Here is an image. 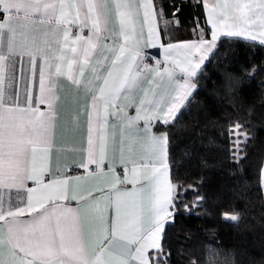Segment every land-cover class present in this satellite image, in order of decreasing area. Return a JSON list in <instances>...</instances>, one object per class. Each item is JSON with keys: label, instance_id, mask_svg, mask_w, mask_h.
I'll list each match as a JSON object with an SVG mask.
<instances>
[{"label": "snow or ice", "instance_id": "snow-or-ice-1", "mask_svg": "<svg viewBox=\"0 0 264 264\" xmlns=\"http://www.w3.org/2000/svg\"><path fill=\"white\" fill-rule=\"evenodd\" d=\"M205 3L210 38L160 45L169 64L161 70L159 62L156 67L138 62L142 45L159 43L161 12L153 0H0V264H172L166 228L174 226L180 196L170 179L168 126L189 102L194 78L210 54L217 53L221 36L264 45V0ZM171 23L178 19L165 20ZM173 49L183 58L178 52L169 59ZM177 69L184 77L179 81L174 79ZM62 80L90 98L70 115L62 113ZM141 85L146 87L135 101V115L128 116L125 109ZM117 112L125 113L118 117L120 162L131 173L123 179L114 166L107 172L104 167L110 136H115L109 117ZM83 114L87 146L79 150L86 155L75 167L90 178L110 175L111 190L100 188L101 194L91 198L72 195L77 205L70 207L62 201L69 198L71 183L79 184L84 177L72 172L46 182L45 176L54 152L76 150L58 146V136L79 133ZM228 136L239 155L241 143L249 141L246 130L235 123ZM136 144L140 153L133 156ZM27 181L34 187H27ZM125 183L134 187H117ZM26 215L31 218L23 219ZM222 215L239 219L236 210Z\"/></svg>", "mask_w": 264, "mask_h": 264}, {"label": "trees", "instance_id": "trees-1", "mask_svg": "<svg viewBox=\"0 0 264 264\" xmlns=\"http://www.w3.org/2000/svg\"><path fill=\"white\" fill-rule=\"evenodd\" d=\"M195 81L168 126L180 196L174 226L166 228L172 264H264V45L221 37ZM235 123L249 137L239 155L228 136ZM233 210L237 221L222 215Z\"/></svg>", "mask_w": 264, "mask_h": 264}, {"label": "crops", "instance_id": "crops-1", "mask_svg": "<svg viewBox=\"0 0 264 264\" xmlns=\"http://www.w3.org/2000/svg\"><path fill=\"white\" fill-rule=\"evenodd\" d=\"M153 3L156 5L157 10L161 12L160 16L157 17V32H156L159 43L155 47L151 45H142L143 55L141 58H139L138 62L142 61V64H147L149 67H156L157 62H159L158 66L161 70H163L164 68L169 67L168 62L165 59L166 54L164 52V47H166L170 43L179 45L185 42H199L201 38L209 39L213 30L211 28V23L208 21V9L205 0H153ZM174 17L178 19V23H171L168 25L165 24V20H173ZM113 23L114 20L110 21L109 27H112ZM76 33H77V29L73 27V34L75 35ZM84 35H88L87 29L85 30ZM146 39H147V27H145V41ZM107 43H111V40L107 41ZM256 43L259 42L256 41ZM160 45H163L164 47H161ZM178 52H180L179 49L170 50V53L168 54L169 59L176 58ZM211 55L212 54H210V56ZM98 56H99V52L96 53V57ZM180 58H183L182 52H180ZM110 59L111 56L109 54V60L104 62L103 67L106 68L108 66ZM208 59L198 70V73L204 67ZM105 74L106 73L101 71V75H105ZM90 78H91V73H86V79H90ZM183 78L184 77L177 69L174 79L179 81ZM195 79L196 77L194 78V81ZM166 86H167V80L164 81L161 87L164 88ZM143 87H146V85H141L140 88L134 90L132 97L133 102L129 103L128 107L125 109V112L127 113L128 116L135 115V107H136L135 101H137L141 97L142 95L141 89ZM194 91L192 92V95ZM60 95H61L62 113L65 115H70L71 112L74 110V108L77 106V104L82 105L85 102H90V98L88 96H86L83 92L77 93L72 88L70 82L64 80L61 81ZM191 97H189V99ZM22 99H23V94H21V100ZM119 103L124 104L126 102L122 100ZM40 107L42 111L46 110L45 105H41ZM179 112L177 113V115L179 114ZM124 114H125L124 112H117V115H113L109 117V130L110 133L114 131L115 136L114 137L110 136L108 151L104 166L105 172L108 171L109 167L114 166L116 174L120 176L122 179L124 174H127L129 176L131 175L130 172L126 173L124 166L120 162L121 128L119 126L118 117H123ZM153 123L156 124V126L159 125V123L155 121ZM113 124L116 125L115 128L112 127ZM143 125H144L143 121H140L138 123V126L140 128H143ZM79 128H80L79 133L75 135L65 133L63 137L58 136V146L74 148L76 150L54 152L51 159L50 172L45 176L46 182L53 175L64 174L65 176H68L71 175L72 172H76L77 174L84 177V180L81 181L79 184L75 182L71 183V186L68 189L69 198L67 200L62 201V203L70 207H76L77 205V200L71 199L72 195H76L77 199H79L81 195L91 198L92 196H99L101 194L99 190L100 188H103L105 192L111 190L110 175L90 178L87 177L84 169L75 167L76 161L80 160L82 156L86 155V153H82L79 150L81 146H83L84 148H86L87 146L86 145V140H87L86 114H83L81 116V123L79 125ZM139 153H140V147L138 144H136L132 148L131 155L138 156ZM127 154L129 153L126 150V155ZM91 167L93 169L95 168L94 165ZM69 169H71V171ZM73 169H77V171H72ZM170 179H171V171H170ZM141 183H144V181H141ZM261 184L264 189V162L261 169ZM26 185L27 187H34L32 181H27ZM117 187L124 188L126 190H131L134 186L132 184L125 183L123 185H117ZM135 187L138 188L139 184H136ZM11 195L13 197L12 205L15 207L17 206V200L15 199L17 193L15 189L11 191ZM20 196L24 197L25 193L21 191ZM19 206H24V205L23 203H21ZM30 218L31 217L27 215L23 217V219L25 220ZM2 223L3 222H0V224Z\"/></svg>", "mask_w": 264, "mask_h": 264}, {"label": "built area", "instance_id": "built-area-1", "mask_svg": "<svg viewBox=\"0 0 264 264\" xmlns=\"http://www.w3.org/2000/svg\"><path fill=\"white\" fill-rule=\"evenodd\" d=\"M72 171H77V169H73Z\"/></svg>", "mask_w": 264, "mask_h": 264}]
</instances>
